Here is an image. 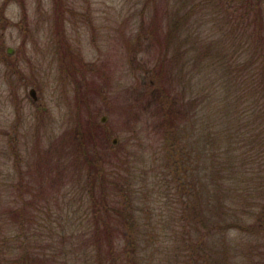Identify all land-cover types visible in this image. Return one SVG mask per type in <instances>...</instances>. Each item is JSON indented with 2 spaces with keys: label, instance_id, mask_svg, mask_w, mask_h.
Returning a JSON list of instances; mask_svg holds the SVG:
<instances>
[{
  "label": "rangeland",
  "instance_id": "obj_1",
  "mask_svg": "<svg viewBox=\"0 0 264 264\" xmlns=\"http://www.w3.org/2000/svg\"><path fill=\"white\" fill-rule=\"evenodd\" d=\"M7 3L0 0V264H17L7 245L17 254L29 243L39 250L32 217L41 220L42 228L61 223L66 234H71V217L72 225L80 226L82 215L69 207L81 201L72 193L84 190L86 182L82 142L102 172L131 173V188L139 192L130 200L139 225L132 231L154 236L146 259L160 247L158 259L162 255L166 264H175L185 253L175 250L185 229L177 179L166 166L175 139L166 124L177 123V136L185 137L187 118L181 119L179 110L185 106L188 114L187 106L196 99L192 92H214L212 104L228 107L225 90L239 86L227 83L228 68L208 67L203 56L216 60L220 48L226 58L223 40L245 14L258 16L253 26L264 32V0ZM262 39L264 33L252 43L263 44ZM8 48L15 50L12 61L20 59L17 76L5 62ZM172 105L178 117L166 120L163 109ZM252 201L242 209L246 214L221 220L222 232L212 231L213 237L196 233L194 240L216 243L225 263L264 264V209ZM258 201L264 203V197ZM217 211L212 208L209 215L215 214L214 223ZM38 244L51 243L41 236ZM37 258L34 264H40ZM47 259L46 264L53 263Z\"/></svg>",
  "mask_w": 264,
  "mask_h": 264
},
{
  "label": "trees",
  "instance_id": "obj_2",
  "mask_svg": "<svg viewBox=\"0 0 264 264\" xmlns=\"http://www.w3.org/2000/svg\"><path fill=\"white\" fill-rule=\"evenodd\" d=\"M257 21L258 16L254 20L251 16L246 18L245 14L242 22L227 32L229 36L223 40L226 45L222 51L226 58H222L220 48L216 60H211V55L203 56L202 63L208 67L217 64L228 68L225 74L227 83L230 82L232 88L239 86L236 91L232 88V92L225 90L228 107L212 104L214 92L205 89L204 93L192 92L196 99L187 106L188 114L185 106L179 110L181 119L187 118L185 137L177 136V123L166 124L168 131L175 136L171 141L174 152H170L166 166L169 174L172 172L177 179V196L179 204L183 205L179 212L184 215L181 220L185 229L175 244V250H184L185 253L180 260L175 257L178 260L175 264H228L224 262L225 256L219 258L216 254L215 242L213 246L201 238L194 240V235L203 232L205 237H213L212 231L215 234L222 232L221 220L233 218L234 213L246 214L242 209L252 204L249 201L257 202V208L264 209V203L258 201L264 197V39L263 44L252 43L258 34L264 32L255 30L253 25ZM205 79L208 80V75L202 82L205 83ZM187 100H192L191 94ZM175 114L173 105L163 109L166 120L172 116L173 121V116L178 117ZM190 120L191 134L188 131ZM82 143L79 149L88 164V169H83L86 182L84 190L72 193V196H79L81 201L76 204L79 207H69L72 214L79 212L82 215L80 226L72 225L71 217V234H66L60 230L61 223L56 228H42L41 220L34 221L36 217H32V228L37 231L31 233L32 239H38L35 244L39 250L32 242V247L29 243L28 249L24 246L22 253L17 254L7 245L10 254L15 255L16 263L34 264L36 260L33 258L37 256L40 264H46L50 256L53 262L50 264H166L162 255L161 259L157 257L160 247L146 259L149 247L154 244V236L132 231L139 225L130 200L133 201L139 192L131 188V173L111 169L109 173L102 172L104 167L98 169L92 164ZM227 199L231 201L228 202L230 205ZM203 200H207L206 205L211 206V210H206ZM212 208L218 210V223H214L215 214L209 217ZM22 215L16 211L20 224L25 219L21 218ZM78 228H82V235L77 233ZM41 236L46 241L49 239L51 244L39 246ZM60 260L65 262L60 263Z\"/></svg>",
  "mask_w": 264,
  "mask_h": 264
},
{
  "label": "flooded vegetation",
  "instance_id": "obj_3",
  "mask_svg": "<svg viewBox=\"0 0 264 264\" xmlns=\"http://www.w3.org/2000/svg\"><path fill=\"white\" fill-rule=\"evenodd\" d=\"M10 0H6V4L5 6H8V3ZM20 30L24 29L23 27H20L18 28ZM15 55V50L12 49V48H8L7 49V57L5 58V62L7 64V66L10 67V72L12 75H15L17 76L18 73H20V69H19V60L20 59H17V60H11V58H13Z\"/></svg>",
  "mask_w": 264,
  "mask_h": 264
},
{
  "label": "water",
  "instance_id": "obj_4",
  "mask_svg": "<svg viewBox=\"0 0 264 264\" xmlns=\"http://www.w3.org/2000/svg\"><path fill=\"white\" fill-rule=\"evenodd\" d=\"M32 94H33V96L35 97V95H34V94H35L34 91H32ZM103 121H105V120H103Z\"/></svg>",
  "mask_w": 264,
  "mask_h": 264
}]
</instances>
